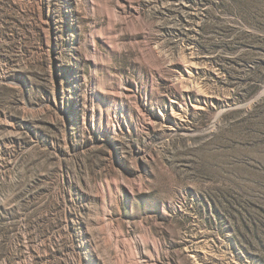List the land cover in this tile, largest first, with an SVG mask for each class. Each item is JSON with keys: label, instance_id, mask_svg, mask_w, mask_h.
<instances>
[{"label": "rangeland", "instance_id": "374dc122", "mask_svg": "<svg viewBox=\"0 0 264 264\" xmlns=\"http://www.w3.org/2000/svg\"><path fill=\"white\" fill-rule=\"evenodd\" d=\"M0 264H264V0H0Z\"/></svg>", "mask_w": 264, "mask_h": 264}, {"label": "trees", "instance_id": "16d2710c", "mask_svg": "<svg viewBox=\"0 0 264 264\" xmlns=\"http://www.w3.org/2000/svg\"><path fill=\"white\" fill-rule=\"evenodd\" d=\"M254 44V43H253ZM252 46H255L257 49H260L259 45H257V43H255L254 45Z\"/></svg>", "mask_w": 264, "mask_h": 264}]
</instances>
